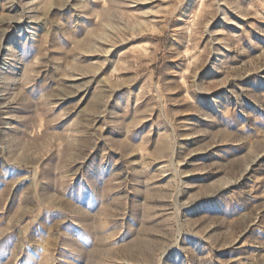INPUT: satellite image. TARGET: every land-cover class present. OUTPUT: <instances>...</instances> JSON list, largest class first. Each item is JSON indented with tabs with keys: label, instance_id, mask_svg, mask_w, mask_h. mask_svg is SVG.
<instances>
[{
	"label": "rangeland",
	"instance_id": "1",
	"mask_svg": "<svg viewBox=\"0 0 264 264\" xmlns=\"http://www.w3.org/2000/svg\"><path fill=\"white\" fill-rule=\"evenodd\" d=\"M0 264H264V0H0Z\"/></svg>",
	"mask_w": 264,
	"mask_h": 264
}]
</instances>
